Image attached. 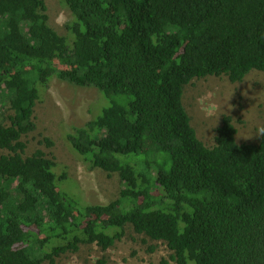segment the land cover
<instances>
[{"label":"trees","instance_id":"obj_1","mask_svg":"<svg viewBox=\"0 0 264 264\" xmlns=\"http://www.w3.org/2000/svg\"><path fill=\"white\" fill-rule=\"evenodd\" d=\"M62 2L66 34L44 0H0V264H53L86 244L104 252L96 264H117L105 252L128 226L176 264H264V134L238 143L223 115L207 146L182 101L195 78L264 70V0ZM52 78L104 97L66 140L91 168L118 172L108 203L61 188L42 149L24 156Z\"/></svg>","mask_w":264,"mask_h":264},{"label":"rangeland","instance_id":"obj_2","mask_svg":"<svg viewBox=\"0 0 264 264\" xmlns=\"http://www.w3.org/2000/svg\"><path fill=\"white\" fill-rule=\"evenodd\" d=\"M44 1L50 25L59 34H66L65 24L71 15L63 0ZM103 100V95L94 87H77L52 78L47 87L41 88L36 101L35 129L22 137L26 143L24 156L42 149L54 158L57 173L67 176L60 187L89 203H108L117 198L121 189L120 177L115 171L91 168L71 150L66 134L74 126H81L98 116ZM182 101L197 136L207 146L215 143V129L223 115L231 116L238 143H257L261 137L259 130L264 129V70H253L241 82L235 83L224 75L195 78L185 85ZM7 113L11 111L7 110ZM170 253L165 242L138 234L131 226L126 227L121 240L105 252L110 261L117 264H161L162 260L176 264L169 258ZM102 254L104 252L95 244L81 245L77 252L65 253L53 264H96Z\"/></svg>","mask_w":264,"mask_h":264},{"label":"clouds","instance_id":"obj_3","mask_svg":"<svg viewBox=\"0 0 264 264\" xmlns=\"http://www.w3.org/2000/svg\"><path fill=\"white\" fill-rule=\"evenodd\" d=\"M261 134H264V129L259 130Z\"/></svg>","mask_w":264,"mask_h":264}]
</instances>
